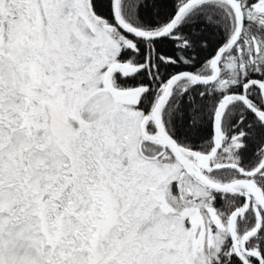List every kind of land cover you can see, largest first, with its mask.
<instances>
[{
	"label": "snow or ice",
	"instance_id": "6c2138e0",
	"mask_svg": "<svg viewBox=\"0 0 264 264\" xmlns=\"http://www.w3.org/2000/svg\"><path fill=\"white\" fill-rule=\"evenodd\" d=\"M0 264H264V0H0Z\"/></svg>",
	"mask_w": 264,
	"mask_h": 264
},
{
	"label": "trees",
	"instance_id": "16d2710c",
	"mask_svg": "<svg viewBox=\"0 0 264 264\" xmlns=\"http://www.w3.org/2000/svg\"><path fill=\"white\" fill-rule=\"evenodd\" d=\"M160 2L170 6L172 4L173 0H160ZM163 10L167 11L169 9L166 8V9H163Z\"/></svg>",
	"mask_w": 264,
	"mask_h": 264
}]
</instances>
